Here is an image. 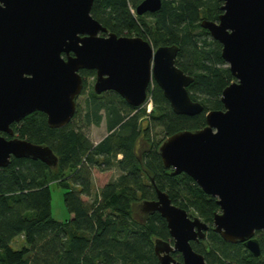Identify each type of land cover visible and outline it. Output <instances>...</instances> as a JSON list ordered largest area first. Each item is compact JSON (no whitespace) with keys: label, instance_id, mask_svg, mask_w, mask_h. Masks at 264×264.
Returning <instances> with one entry per match:
<instances>
[{"label":"water","instance_id":"obj_1","mask_svg":"<svg viewBox=\"0 0 264 264\" xmlns=\"http://www.w3.org/2000/svg\"><path fill=\"white\" fill-rule=\"evenodd\" d=\"M93 1L0 0L1 169L12 158L57 166L58 157L48 146L14 137L11 125L35 112L46 116L51 129L68 125L83 90L81 71L95 72V95L111 91L140 108L154 81L174 114L203 112L187 91L193 77L175 65L179 47L153 49L140 37L108 32L90 15ZM161 4L143 0L135 13H157ZM220 11L217 21L204 19L199 25L220 44L234 78L222 90L223 110L206 112L200 129L166 137L158 154L171 175L186 174L215 199L219 209L213 232L229 244H243L257 258L256 232L264 241V0H222ZM137 206L166 222L170 240L153 244L158 264H207L191 243L205 239L208 224L173 205L157 188L155 199Z\"/></svg>","mask_w":264,"mask_h":264},{"label":"trees","instance_id":"obj_2","mask_svg":"<svg viewBox=\"0 0 264 264\" xmlns=\"http://www.w3.org/2000/svg\"><path fill=\"white\" fill-rule=\"evenodd\" d=\"M142 1L94 0L90 15L117 36L149 39L154 47L177 45L175 65L193 77L187 91L202 104L203 112L194 117L174 114L153 83L147 92L150 113L129 106L114 92L95 95L90 89L83 108L76 104L74 116L63 128H49L40 112L12 124L18 138L48 146L58 163L49 168L38 160L12 158L0 168V264H158L153 244L170 240L166 222L158 213L142 214L141 220L134 214L141 201L155 199V188L209 225L205 239L191 243L207 264H264L262 233L255 234L261 249L257 258L243 244L225 242L212 230L219 209L215 199L186 174L171 175L158 154L166 137L200 129L206 112L223 110L222 90L234 78L221 58L220 44L199 25L204 19L217 21L222 0H161L157 13L133 15L130 8L135 11ZM80 74L84 93L85 78L94 72ZM102 121L108 135L95 145L84 130ZM156 133L161 135L159 141L153 138ZM93 170H116L118 175L94 191ZM51 187L63 191L70 219L52 218ZM172 256L181 261L177 252Z\"/></svg>","mask_w":264,"mask_h":264},{"label":"rangeland","instance_id":"obj_3","mask_svg":"<svg viewBox=\"0 0 264 264\" xmlns=\"http://www.w3.org/2000/svg\"><path fill=\"white\" fill-rule=\"evenodd\" d=\"M130 12L133 15L135 13L134 9H131V8H130ZM196 33L198 34L199 30H197ZM131 37H136V36H131ZM209 39H211L210 36H209ZM146 41L151 43L149 39H146ZM85 80L87 81L88 87L84 91V93H82L78 97V99L76 101V104L78 106H80V108H83V106H84V100L86 99V97L89 93V90L92 89L94 79H93V77H88V78H85ZM147 98H148V100L146 101V103L142 107H144L146 109V112H149L148 107H150V111H151L152 106H151V103L149 102V97H147ZM84 134L86 135V137L89 139V141L91 143L97 144L104 137H106L108 135V132L106 130L104 121H102V123L99 126H89L88 128H86L84 130ZM14 137H18V135L14 134ZM153 138L156 141H159L161 139V135L156 133L153 135ZM117 175H118V173L116 170H112V171L105 172V173H99V172L93 170L91 173V179H92L94 191H99L107 182H109L112 179H114L115 177H117ZM50 191H51V215H52V218L57 220V221H65V220L70 219L71 215H69V213L67 212L65 205H64V202H63V198H62L63 191L60 188L57 189L56 187H51ZM83 200L87 201V199L85 197H83ZM136 207L137 208H135L134 214H135L137 219L141 220L143 213L141 212V210L138 206H136ZM194 216L197 217V215H194ZM12 246L14 248H16L17 247L16 242H13Z\"/></svg>","mask_w":264,"mask_h":264},{"label":"flooded vegetation","instance_id":"obj_4","mask_svg":"<svg viewBox=\"0 0 264 264\" xmlns=\"http://www.w3.org/2000/svg\"><path fill=\"white\" fill-rule=\"evenodd\" d=\"M150 45L152 46L153 49L157 48V47H154L151 43H150ZM158 47H160V46H158ZM177 54H178V53H177ZM93 72H94V71H93ZM94 77H95V72H94V75H93V79H94ZM93 81H94V80H93ZM153 83H155V82H154V81H151V82H150L149 88L152 86ZM109 92H110V91H109ZM105 93H106V92H105ZM147 100H148V98H147ZM147 100H146V101H147ZM149 100H150V99H149ZM145 103H146V102H145ZM206 233H207V232H206Z\"/></svg>","mask_w":264,"mask_h":264},{"label":"built area","instance_id":"obj_5","mask_svg":"<svg viewBox=\"0 0 264 264\" xmlns=\"http://www.w3.org/2000/svg\"><path fill=\"white\" fill-rule=\"evenodd\" d=\"M149 102H150V100H149ZM148 111H149V112H147V113H150V107H148Z\"/></svg>","mask_w":264,"mask_h":264}]
</instances>
